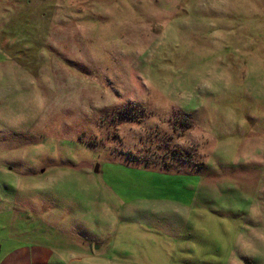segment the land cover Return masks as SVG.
<instances>
[{"label": "rangeland", "instance_id": "374dc122", "mask_svg": "<svg viewBox=\"0 0 264 264\" xmlns=\"http://www.w3.org/2000/svg\"><path fill=\"white\" fill-rule=\"evenodd\" d=\"M19 220L89 264H264V0H0Z\"/></svg>", "mask_w": 264, "mask_h": 264}, {"label": "crops", "instance_id": "0c3cea01", "mask_svg": "<svg viewBox=\"0 0 264 264\" xmlns=\"http://www.w3.org/2000/svg\"><path fill=\"white\" fill-rule=\"evenodd\" d=\"M18 212L21 215L20 217L18 215L20 219L24 216V210ZM19 222L16 226L10 224V228L6 224H0V264H89L90 257L100 253L95 252L97 249H94L89 253L90 255L79 256L73 246L84 248L81 251L83 254L87 252L85 248L90 246V242L88 238L73 233L71 235L75 239L71 241L72 246L62 241L51 243L32 241L27 236L28 227H25L23 221L19 220ZM43 235L42 233L44 239ZM107 247L108 245L105 249Z\"/></svg>", "mask_w": 264, "mask_h": 264}, {"label": "water", "instance_id": "95a60500", "mask_svg": "<svg viewBox=\"0 0 264 264\" xmlns=\"http://www.w3.org/2000/svg\"><path fill=\"white\" fill-rule=\"evenodd\" d=\"M93 171L97 172V165L94 166Z\"/></svg>", "mask_w": 264, "mask_h": 264}]
</instances>
